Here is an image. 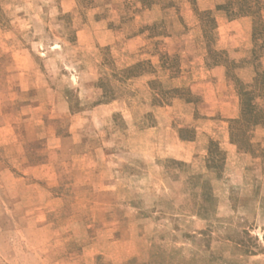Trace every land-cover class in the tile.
Returning <instances> with one entry per match:
<instances>
[{
  "label": "rangeland",
  "instance_id": "1",
  "mask_svg": "<svg viewBox=\"0 0 264 264\" xmlns=\"http://www.w3.org/2000/svg\"><path fill=\"white\" fill-rule=\"evenodd\" d=\"M0 264H264V0H0Z\"/></svg>",
  "mask_w": 264,
  "mask_h": 264
},
{
  "label": "crops",
  "instance_id": "2",
  "mask_svg": "<svg viewBox=\"0 0 264 264\" xmlns=\"http://www.w3.org/2000/svg\"><path fill=\"white\" fill-rule=\"evenodd\" d=\"M214 72V71H213ZM213 72H211V74H213ZM214 81V80H213ZM239 101H240V98L238 97L237 98V104H236V107H237V109L238 108H240L239 107ZM234 107V106H233ZM213 108H215V106L213 107ZM236 117H229V123H230V120H233V119H235Z\"/></svg>",
  "mask_w": 264,
  "mask_h": 264
}]
</instances>
